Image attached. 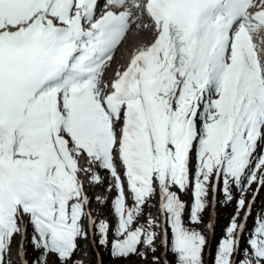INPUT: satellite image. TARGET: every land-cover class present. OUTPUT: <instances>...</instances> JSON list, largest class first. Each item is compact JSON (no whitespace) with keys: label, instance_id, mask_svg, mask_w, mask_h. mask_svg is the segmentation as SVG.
<instances>
[{"label":"snow or ice","instance_id":"obj_1","mask_svg":"<svg viewBox=\"0 0 264 264\" xmlns=\"http://www.w3.org/2000/svg\"><path fill=\"white\" fill-rule=\"evenodd\" d=\"M133 28L153 42L106 79ZM105 180L114 224L90 208ZM261 189L264 0H0V264H84L81 240L205 264L203 213L233 200L213 264H264Z\"/></svg>","mask_w":264,"mask_h":264},{"label":"rangeland","instance_id":"obj_2","mask_svg":"<svg viewBox=\"0 0 264 264\" xmlns=\"http://www.w3.org/2000/svg\"><path fill=\"white\" fill-rule=\"evenodd\" d=\"M105 3V0L102 1V5H104ZM138 23H141V24H147L149 23L146 19H143L141 21H138ZM143 30L144 31H148V30H145V29H140V30H137L135 28H133V30L131 31V33L129 34V37H128V41L124 43L123 45V48H124V52L126 51H133L135 48H140L142 46H145L147 44H150L152 42V37H153V34L151 33V30H149L150 32V36L147 38L145 37V35L143 34ZM135 40L133 41L131 44L130 42L132 40ZM138 46V47H137ZM119 65V67L121 68L123 66V62H121L120 64H117V66ZM107 79L108 80H111L114 75H111L110 72H108L107 74ZM100 174L102 176H105L107 177V173L104 172V171H101ZM255 185H253V189H255ZM107 181L105 180V183L103 185H99V186H95L92 190H93V199H92V208L94 209V212H96V214L99 216L100 215V211L102 209H104V207L106 206V204L108 203H105V204H100V203H97L95 197L97 196H100V197H107V201H111L114 196H115V192H108L107 190ZM248 194H250V196L252 197V192L249 191ZM261 194V196L264 198V189H261L260 192H259V195ZM258 195V196H259ZM220 209V207L218 208V210ZM147 211V210H146ZM153 214H155L154 211H152ZM241 218H243V212H241ZM204 227V225H203ZM209 233V232H208ZM29 234H31V228H29ZM210 238H212V236L210 235ZM17 240H19V237H17ZM87 242H90V247H88V243ZM84 241V240H81L79 241V250L75 253V257L77 259H80V260H83L84 263H88V262H93L92 264H98L99 261H98V258L100 256L103 257V261H104V264H129L128 261H119V260H111L110 259V256H109V252H107V250H102L99 248V256L96 254V249H95V246L91 243L90 240L88 241ZM14 251H15V246H14ZM28 251V258L31 259V257L36 254L33 249L31 248V246L28 247L27 249ZM14 255H15V252H14ZM49 260L51 261H55L56 258L54 256H50L49 257ZM56 264H59L58 261H56ZM136 264H142V262H139L137 261Z\"/></svg>","mask_w":264,"mask_h":264},{"label":"trees","instance_id":"obj_3","mask_svg":"<svg viewBox=\"0 0 264 264\" xmlns=\"http://www.w3.org/2000/svg\"><path fill=\"white\" fill-rule=\"evenodd\" d=\"M234 195H236L237 197L239 195L235 189H234ZM250 197H251L250 194H247L246 199H250ZM182 198L186 202H188L189 205L191 204V199L189 196L182 195ZM220 199L222 200L223 197L221 196ZM111 201H108V203L106 204L104 209H102L100 211V216H103L104 218H106L107 220H110V222L114 224L115 223V217L112 213ZM219 207H220V209L218 210ZM235 208H236L235 200H233L232 203L227 204V205H225L224 203H218L217 204V218H218V220H217V223L215 224V232L212 235V238H210V234L208 233L209 231L205 228V225L209 223V214H210L211 207H209L203 213L204 223L199 225L198 227L204 232V234L208 237V240H209V248L206 251V254L204 257L205 264H213L216 245H217L219 239L224 235V229L228 226L231 217L235 213ZM262 209H264V198L260 194L256 198V203L253 206L252 217L249 218L248 223H247V230L245 231V236H244L245 240L247 239L248 231H250L253 228L255 217L257 216L258 213H260L262 211ZM187 219H188V217L186 214V216H185L186 223H187ZM203 225H204V227H203ZM243 246H246V245L242 242V247ZM101 249L107 250V252H108V249H106V248L101 247ZM209 253H211V254H209ZM35 255L36 254H34L33 256H35ZM168 259L173 260L174 257L169 253ZM84 264H92V263H84Z\"/></svg>","mask_w":264,"mask_h":264},{"label":"bare ground","instance_id":"obj_4","mask_svg":"<svg viewBox=\"0 0 264 264\" xmlns=\"http://www.w3.org/2000/svg\"><path fill=\"white\" fill-rule=\"evenodd\" d=\"M152 33V31H151ZM143 34L145 35V37H149L150 36V32L149 30L148 31H144L143 30ZM128 37H129V34L126 38V40L122 43L121 46L118 47L117 51L115 52V55H114V58H113V61L111 62V66L110 68L108 69V72H110L111 75H114L115 74V71L119 69V65L117 66V64H120L121 62L124 61V56L126 53H128V51L124 52V48H123V45L125 42L128 41ZM135 41L134 39L130 42V44ZM138 47V46H137ZM107 72V74H108ZM108 76V75H107ZM107 79V77H106ZM15 252V251H14Z\"/></svg>","mask_w":264,"mask_h":264}]
</instances>
